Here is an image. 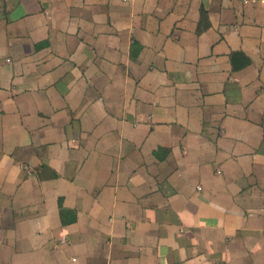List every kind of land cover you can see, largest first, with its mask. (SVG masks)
<instances>
[{
    "label": "crops",
    "instance_id": "1",
    "mask_svg": "<svg viewBox=\"0 0 264 264\" xmlns=\"http://www.w3.org/2000/svg\"><path fill=\"white\" fill-rule=\"evenodd\" d=\"M0 264H264V0H0Z\"/></svg>",
    "mask_w": 264,
    "mask_h": 264
},
{
    "label": "trees",
    "instance_id": "2",
    "mask_svg": "<svg viewBox=\"0 0 264 264\" xmlns=\"http://www.w3.org/2000/svg\"><path fill=\"white\" fill-rule=\"evenodd\" d=\"M240 63H238L239 61ZM250 62V59L242 52H233L231 55V64L233 69H239L246 66Z\"/></svg>",
    "mask_w": 264,
    "mask_h": 264
}]
</instances>
